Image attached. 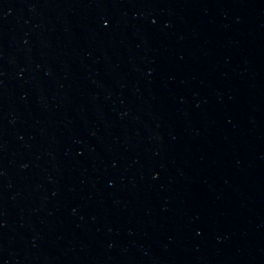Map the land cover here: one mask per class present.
I'll return each mask as SVG.
<instances>
[{
    "label": "water",
    "instance_id": "obj_1",
    "mask_svg": "<svg viewBox=\"0 0 264 264\" xmlns=\"http://www.w3.org/2000/svg\"><path fill=\"white\" fill-rule=\"evenodd\" d=\"M0 264H264V0H0Z\"/></svg>",
    "mask_w": 264,
    "mask_h": 264
}]
</instances>
